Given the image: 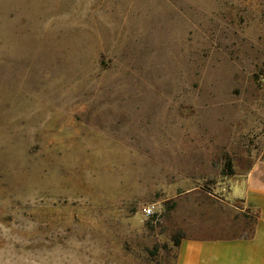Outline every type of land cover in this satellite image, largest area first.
<instances>
[{
    "label": "rangeland",
    "instance_id": "374dc122",
    "mask_svg": "<svg viewBox=\"0 0 264 264\" xmlns=\"http://www.w3.org/2000/svg\"><path fill=\"white\" fill-rule=\"evenodd\" d=\"M263 158L264 0H0V264H176Z\"/></svg>",
    "mask_w": 264,
    "mask_h": 264
},
{
    "label": "crops",
    "instance_id": "0c3cea01",
    "mask_svg": "<svg viewBox=\"0 0 264 264\" xmlns=\"http://www.w3.org/2000/svg\"><path fill=\"white\" fill-rule=\"evenodd\" d=\"M239 181L226 200L208 194L228 211L182 238L176 264H264V158Z\"/></svg>",
    "mask_w": 264,
    "mask_h": 264
},
{
    "label": "built area",
    "instance_id": "2783aa9c",
    "mask_svg": "<svg viewBox=\"0 0 264 264\" xmlns=\"http://www.w3.org/2000/svg\"><path fill=\"white\" fill-rule=\"evenodd\" d=\"M142 214L145 217H151L155 214V207L154 206H146L142 209Z\"/></svg>",
    "mask_w": 264,
    "mask_h": 264
},
{
    "label": "trees",
    "instance_id": "16d2710c",
    "mask_svg": "<svg viewBox=\"0 0 264 264\" xmlns=\"http://www.w3.org/2000/svg\"><path fill=\"white\" fill-rule=\"evenodd\" d=\"M174 242H175V244H176V247L178 248V247H179V245H180V242H181V240H179V239H176V240H174Z\"/></svg>",
    "mask_w": 264,
    "mask_h": 264
}]
</instances>
